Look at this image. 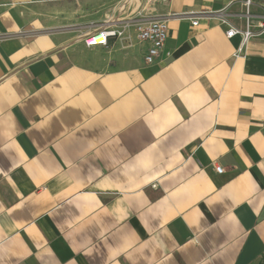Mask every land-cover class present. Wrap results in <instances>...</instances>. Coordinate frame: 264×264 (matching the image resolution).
Wrapping results in <instances>:
<instances>
[{
    "label": "crops",
    "instance_id": "0c3cea01",
    "mask_svg": "<svg viewBox=\"0 0 264 264\" xmlns=\"http://www.w3.org/2000/svg\"><path fill=\"white\" fill-rule=\"evenodd\" d=\"M244 2L0 0V264H264V32L227 37Z\"/></svg>",
    "mask_w": 264,
    "mask_h": 264
},
{
    "label": "built area",
    "instance_id": "2783aa9c",
    "mask_svg": "<svg viewBox=\"0 0 264 264\" xmlns=\"http://www.w3.org/2000/svg\"><path fill=\"white\" fill-rule=\"evenodd\" d=\"M169 1V0H163ZM256 0H245V18H246V28L241 30L239 28L231 27L227 31V37L229 39L234 38L235 36H241L243 39V44H246L249 40L258 36L260 33L264 32V16L259 17L255 16L252 13V8L255 5ZM259 21L258 23H256ZM193 26H198L197 22L192 24ZM259 28L260 32H255V29ZM136 33L138 39L143 42L149 44L147 55L145 56V62L148 65H152L156 62V60L161 55L162 51L166 46V42L169 38V26L166 21H153L148 23H141L136 26ZM122 33H118L114 30H105L94 36H92L86 44L89 47L97 46L96 38L102 37L104 38V45L106 44L109 38L120 37ZM215 171L217 174H223L224 169L220 166L215 167Z\"/></svg>",
    "mask_w": 264,
    "mask_h": 264
},
{
    "label": "bare ground",
    "instance_id": "6f19581e",
    "mask_svg": "<svg viewBox=\"0 0 264 264\" xmlns=\"http://www.w3.org/2000/svg\"><path fill=\"white\" fill-rule=\"evenodd\" d=\"M104 38H102V37H97L96 38V44L97 45H101V44H104Z\"/></svg>",
    "mask_w": 264,
    "mask_h": 264
}]
</instances>
